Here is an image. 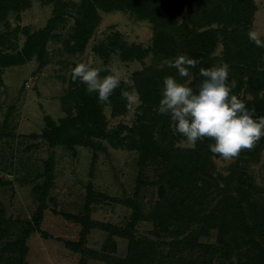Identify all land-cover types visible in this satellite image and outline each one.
<instances>
[{
	"label": "rangeland",
	"instance_id": "rangeland-1",
	"mask_svg": "<svg viewBox=\"0 0 264 264\" xmlns=\"http://www.w3.org/2000/svg\"><path fill=\"white\" fill-rule=\"evenodd\" d=\"M7 1L10 3L4 10L1 7L6 2L0 0V34L13 35V42L9 45L6 41L3 48L8 55L22 52L29 35L44 29L56 14L59 19L47 42L43 68L34 57L30 62L0 69V264H129V258L141 264H205L198 248L190 246L179 251L181 247L172 246L187 238L190 230L182 234L184 227L163 232L152 221L137 222L131 231L135 244L120 234L132 222L130 202L137 200L149 211L159 201V165L150 156L143 162V142L140 149L129 147L135 127L137 139H146V147L155 137L149 128L139 127L142 100L134 82L135 73L154 62L159 68L163 66L152 52L155 25L140 19L131 8L111 12L99 9V20H92L95 29L85 43L73 39L82 0ZM194 1L197 4L199 0H187V9ZM255 3L258 9L251 29L264 35V0ZM177 21L181 25L183 15ZM210 28L205 26L200 31ZM223 50L218 44L215 56H221ZM127 52L144 56L140 60L126 59ZM79 63L100 69L101 76L118 72L120 81L133 88L128 94L131 108L125 114L113 117L111 107L103 108L106 131L122 146L94 137L92 146L73 142L69 149L59 142L65 141L66 134L56 136L55 145L45 135L52 131L51 121L70 134L84 133L81 124L75 126L69 121L77 117L86 89L72 78V69ZM149 107L153 109V103ZM154 117L149 115V123ZM121 126L126 128L115 136ZM177 146L195 145L180 141ZM47 161L54 163L49 183L45 176ZM235 161L214 158V173L227 175ZM263 163L264 153L260 162L249 160L245 166L258 195L255 200L261 202ZM233 190L238 196V190ZM42 205L44 216L39 230L26 234L28 223ZM231 214L234 225L241 222L245 226L239 212ZM246 215L252 230L244 238L237 233L236 246L241 249L235 252L232 264H264V239L257 226V211L249 208ZM197 236V243L211 245L217 242L219 231L207 228ZM110 245L114 252L105 251ZM143 252H147V258L140 260ZM213 264L230 263L217 258Z\"/></svg>",
	"mask_w": 264,
	"mask_h": 264
},
{
	"label": "trees",
	"instance_id": "trees-1",
	"mask_svg": "<svg viewBox=\"0 0 264 264\" xmlns=\"http://www.w3.org/2000/svg\"><path fill=\"white\" fill-rule=\"evenodd\" d=\"M5 2V6L1 9L10 3L7 0ZM187 5V0H82L81 17L76 21L73 39L86 43L91 38L95 29V24L91 25V23L92 20L95 22L99 20V9L111 12L126 7L131 8L140 19H148L155 25L152 52L156 62L163 66L159 68L154 62L134 75V82L142 100V105L138 108L139 127L149 128L150 134L155 132V137L146 147L144 143L146 139H137L135 127L131 130L129 147L133 150L140 149L143 142L145 148L143 151H146L143 162H146L150 156L159 165L160 175L156 182L159 201L149 211L137 200L130 202L128 206L134 210L132 222L120 234L129 238L131 244H135L131 231L137 222L152 221L163 232L184 227L182 234L190 230L187 238L184 242L173 243V247H181L179 251L190 246L194 248L193 250L198 248L203 254L205 264H213L217 258L232 264L235 252L241 249L236 246L237 233L243 234L244 238L247 236L246 233L252 230L246 222V211L249 208L257 211L259 219L257 226L264 239V198L262 197L263 202L255 200L258 195L245 167L249 160L260 162L264 153V138L252 149L242 150L235 157L236 161L229 167L227 175L215 174L216 166L213 159L219 156L213 155L208 148L213 141L206 138L203 142L198 141L193 148L177 146L178 142L186 140L175 133L169 117L160 115L156 109L161 99L160 92L164 77L175 76L178 81L196 89L204 79L201 76V69L223 63L229 66V82L236 81L234 94L246 107L254 109L256 116H264V49L250 42L247 35L258 8L255 0H199L197 4L195 1L189 4L191 9H187ZM182 15L184 22L180 25L177 19ZM58 19L56 14L44 29L29 35L24 49L17 55H8L3 51L6 41L9 45L13 42V35L11 34L10 38L9 35L0 34V69L30 62L34 57L38 60L40 68H43L46 65L47 42ZM205 26L211 28L200 31ZM220 43L224 50L218 57L215 56V51ZM130 52L134 53V51ZM131 53L127 52L126 59L140 60L144 56L135 57ZM182 54H187L195 61V67L189 68L190 78L181 77L171 64L162 63L165 59L174 61ZM132 90L133 88L128 84L121 82L109 102L101 103L96 93L89 94L84 89L77 117L69 119L75 123V126L81 124L84 133L70 134L64 127L61 129L51 121L52 131H47L45 135L55 145L56 136L66 134L65 141L59 142L64 143L69 149L73 148V142L92 146L94 137L106 139L113 146H122V143L117 145L114 137L107 133L103 108L111 107L113 117L125 114L130 110L131 103L128 96L125 98L121 93L126 91L129 94ZM151 103L154 110L149 107ZM150 114L155 115L151 123L148 121ZM125 128V126L119 127L114 132L115 136ZM146 130L144 129V132ZM46 164L45 176L49 183L52 179L54 163L47 161ZM233 189L238 190L236 193L238 196H234ZM232 212H239L243 216L245 226H241V222L234 225L230 218ZM43 216L42 205L32 223H28L26 234L39 230ZM207 228L219 231L217 242L211 245L197 243L198 232L206 231ZM109 242L111 243L112 239H109ZM107 248H105L106 252L115 251L111 245ZM141 254L140 260H145L147 252ZM127 262L141 264V261L132 258Z\"/></svg>",
	"mask_w": 264,
	"mask_h": 264
},
{
	"label": "clouds",
	"instance_id": "clouds-1",
	"mask_svg": "<svg viewBox=\"0 0 264 264\" xmlns=\"http://www.w3.org/2000/svg\"><path fill=\"white\" fill-rule=\"evenodd\" d=\"M248 39L255 46L264 48V35L255 28L248 31ZM162 63L171 64L181 77L190 78V67L195 61L187 54L178 56L174 61L165 59ZM73 81L86 85L89 94L96 93L101 103L110 100L116 88L120 87L118 72L101 76L100 69L87 63H79L72 69ZM227 64L201 69L204 78L194 89L166 76L160 92L157 112L169 117L175 133L181 135L189 144L195 145L206 138L213 141L208 148L213 155L224 160L237 157L242 150L252 149L264 138V116H256L234 94L236 81L229 82ZM127 97L126 91L122 92Z\"/></svg>",
	"mask_w": 264,
	"mask_h": 264
}]
</instances>
